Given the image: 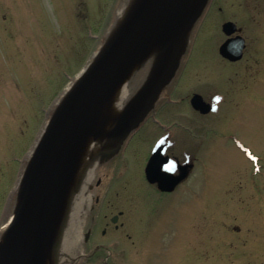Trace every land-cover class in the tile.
Here are the masks:
<instances>
[{"label": "rangeland", "instance_id": "374dc122", "mask_svg": "<svg viewBox=\"0 0 264 264\" xmlns=\"http://www.w3.org/2000/svg\"><path fill=\"white\" fill-rule=\"evenodd\" d=\"M133 1L0 0V174L9 168V194L57 103L80 87L79 73L99 59L118 11ZM194 21L178 49L175 103L158 112L165 125L185 115L187 131L174 129L169 143L193 169L169 194L145 181L161 133L148 118L118 160L117 174L103 178L98 203L87 188L91 203L75 264H264V0H211ZM227 21L247 45L233 64L218 53ZM149 45L127 81L124 109L152 72L160 36ZM193 92L211 99L213 111L195 112L186 100ZM108 136L94 140L97 148ZM53 258L59 264L62 257Z\"/></svg>", "mask_w": 264, "mask_h": 264}, {"label": "water", "instance_id": "95a60500", "mask_svg": "<svg viewBox=\"0 0 264 264\" xmlns=\"http://www.w3.org/2000/svg\"><path fill=\"white\" fill-rule=\"evenodd\" d=\"M206 2L207 0H153L149 9L135 18L132 25L127 29L128 32L125 38L119 40L114 46H110V50L101 54L97 59V64L88 85L82 89L77 88V90L79 89L77 96L66 113L61 117L54 114L52 119L54 129L49 141L40 156L38 164L29 167L19 199L14 207V211H17L16 214L21 221L15 226V239L9 244L7 264H31L39 260L37 256H31L30 252L37 250L39 244H43L46 237L47 221L52 208L46 203L44 192L48 188L50 171L56 164L67 134L75 122L84 115L92 103L108 98L109 92L105 87L114 74L122 73V67L119 65L118 60L122 58L121 51L123 47L125 48L127 43L134 41L139 35L137 33L138 24L150 20L157 12L162 13L161 28L157 32L162 43L160 52L156 57L158 58L156 61L159 60V62L154 70L152 66L153 72H150L151 74L144 84L142 92L136 96L129 106L112 119V122L115 121L111 131L113 144L125 139L147 114L150 97L162 82L163 69L168 63L173 62V56H175V62L173 63L178 62L181 37L187 27L193 24L197 16L202 13ZM236 31L237 27L232 22H225L222 25V32L228 38L220 45L218 51L224 59L230 62L240 60L245 47V41L241 36H232ZM152 43L153 41L150 45ZM141 55L143 54L141 53ZM190 103L192 108L201 114L208 113L211 108L209 104L202 100L200 95H193ZM112 122L110 125H112ZM107 132L108 130H94L92 140H96L99 135ZM167 159L161 154V148H159L149 157L144 169L147 182L156 184L162 192L173 191L176 185L186 178L189 169L192 167L191 164L178 165L179 172L173 175L162 170ZM89 188L90 186H88ZM117 219L118 216H114L111 218V222L116 223ZM13 246H15L14 249H12Z\"/></svg>", "mask_w": 264, "mask_h": 264}, {"label": "bare ground", "instance_id": "6f19581e", "mask_svg": "<svg viewBox=\"0 0 264 264\" xmlns=\"http://www.w3.org/2000/svg\"><path fill=\"white\" fill-rule=\"evenodd\" d=\"M152 2L153 0H134L130 6L118 11L117 29L109 37L101 54L107 53L110 46H114L119 40L125 38L127 29L135 18L147 11ZM161 14V12H157L150 20L138 24L137 33L139 35L134 41L127 43L125 48L123 47L122 58L120 57L121 59L118 60L122 67V73L114 74L105 87L109 92L108 98L92 103L67 134L57 162L50 171L48 188L44 192L46 203L52 209L47 221L45 240L43 244L41 242L39 244L37 256L39 260L36 261V264H51L50 259L54 260V256L62 257L58 259L59 264H75L81 254L84 241L82 227L85 207L91 203V195L86 191L97 166L98 148L92 140V134L96 129L109 131L112 119L124 110L123 104L128 96L127 81L135 71L137 59L141 53L156 39L157 32L161 28ZM92 63L94 64L92 65ZM92 63L90 62L79 73V89L88 85L97 60ZM78 90L73 91L68 98L57 103V117L66 113L74 102ZM53 129V122H49L43 129L27 157L29 167L38 164ZM16 213L17 211L10 216L7 225L3 228L6 232V236L1 239L3 249L8 237L9 243L15 239L14 229L21 221Z\"/></svg>", "mask_w": 264, "mask_h": 264}, {"label": "flooded vegetation", "instance_id": "af4514ba", "mask_svg": "<svg viewBox=\"0 0 264 264\" xmlns=\"http://www.w3.org/2000/svg\"><path fill=\"white\" fill-rule=\"evenodd\" d=\"M210 1L211 0H207L203 11H205V8H208ZM195 22L196 21H194V23ZM221 30H222V26H221ZM237 31L232 36H236V35L242 36ZM243 39L245 41L244 37H243ZM245 43H246V41H245ZM218 49H219V47H218ZM246 49H247V45L245 44V47H244L243 52H242V57L240 60H242ZM218 53H219V51H218ZM219 56H220V54H219ZM221 58L224 61H226L228 63H232V64L240 61V60H238L236 62H230V61L224 59L223 57H221ZM157 59L158 58H156V60ZM158 62H159V60H158ZM158 62L155 61L153 63V70L157 67ZM153 70H152V72H153ZM180 70H181L180 62H177L176 64L173 62L168 63V65L163 69L162 82L156 87L155 92L150 97L149 104L147 106V114L145 115V118L139 123V125L137 127H135L132 131H130V133L128 134V136L125 139H122L119 143H115V144H113V137L111 136V134H112L111 131H112L113 125L115 124V121L112 122V125L108 131L109 136L107 137L106 143L105 144L103 143L102 145L100 144V146L98 147L99 152H98V156H97V166H96L97 172L95 174L96 180L94 181L93 184H90V188H89L90 192L91 193L93 192V194L96 195V196L93 195L95 203L99 202V194L97 193V191H98V189H100V186H102L103 191L105 189L103 178H105V176L109 175L110 172H112V170H113V172L111 173L112 177L117 174V172H116L117 167L116 166L118 164V160L121 159V155L130 145L129 143H130L131 139L135 136V134H137L139 132L143 123L148 118L151 120V122H153L156 125V127L159 130H161V133L158 135V137L156 139L154 148L149 152L146 163H147L149 157L155 151H157L159 148H161V154L168 158L167 162L162 167L163 171L171 173L173 175H176L179 172L178 165H188V164L192 165V167L189 169V172H188V175L186 176V178L184 180H182L179 184H177L173 191L177 190V188L180 185H182L188 179V177H189V175L193 169V166H194L193 161L183 160L184 158H186L185 154H183L184 158H182L178 154H175V152H173L174 150L171 149L172 147L170 148V143H169V140L172 139L174 136V129L177 131L180 130L183 133L187 131L188 127L182 123L183 119L185 118V115L179 114V117L177 118V120L174 121V123H171L169 125L162 124L160 118H158V114L160 113V110L162 109V107L165 104L175 103V101H173L171 97H172V91L174 89V82H176V79H177L176 77H178L179 74L181 73ZM193 95H200L202 100L210 105L211 108H210L208 113L213 111V108H214L213 101L211 99L205 100L204 97L200 93H197V92L191 93L190 96H188V98L186 99L191 108H192V106H191L190 100L193 97ZM182 100H184V99H182ZM194 111L197 112L198 114H201L199 111H196V110H194ZM208 113H206V114H208ZM201 115H205V114H201ZM104 134L99 135L98 138L99 137L102 138V136H104ZM146 163H145V165H146ZM165 165H167V167H165ZM28 169H29L28 161L26 160L22 166V172L19 176V180H18L17 184L15 185V187L13 188V190L11 191L10 194H9V175H8L9 168H5L4 171L6 173L3 172L2 174H0V264H7L8 256H9V244H10L9 243V237H8V240L6 242L4 249H3V246L1 243V239L6 236V232L4 231L3 228L7 225L10 216L13 215L15 212L14 207L18 201L17 200L15 202V195L16 194L20 195L22 184H23V181L26 177V173H27ZM144 169H145V166H144ZM144 179L147 182V180L145 178V173H144ZM150 185H152L156 189L157 192H160L162 194L163 193L169 194V193L173 192V191L162 192L157 188L156 184H150ZM14 202H15V205L13 206ZM93 208L96 209L97 204H95L93 206ZM110 221H111V219H110ZM115 227H117V226H115ZM102 234H105V230L102 231ZM14 247L15 246H13L12 249H14ZM102 250L103 249L101 247L96 248V250L94 251V253L92 255L97 256L98 255L97 253L102 251ZM38 253H39V248H37V250H35V251L32 250L30 252V255L35 257V256H38ZM31 264H36V263L34 262Z\"/></svg>", "mask_w": 264, "mask_h": 264}, {"label": "snow or ice", "instance_id": "6c2138e0", "mask_svg": "<svg viewBox=\"0 0 264 264\" xmlns=\"http://www.w3.org/2000/svg\"><path fill=\"white\" fill-rule=\"evenodd\" d=\"M165 167H167V165H165Z\"/></svg>", "mask_w": 264, "mask_h": 264}]
</instances>
